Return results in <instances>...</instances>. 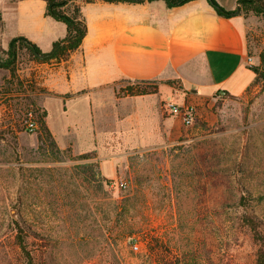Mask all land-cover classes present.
<instances>
[{
    "label": "rangeland",
    "instance_id": "obj_1",
    "mask_svg": "<svg viewBox=\"0 0 264 264\" xmlns=\"http://www.w3.org/2000/svg\"><path fill=\"white\" fill-rule=\"evenodd\" d=\"M240 14L249 51L257 55L264 16ZM34 65L23 52L18 73ZM3 74L0 264H24L18 227L47 264H254L257 244L240 221L245 209L236 204L246 196L264 219L260 83L240 97L196 100L179 85L131 96L130 86L157 85L123 82L116 91L117 117L102 109L88 139L83 123L65 117L42 86L33 81L25 87ZM169 102L193 106L194 123L187 126L169 113ZM49 108L57 133L55 138L50 131L51 139L40 124L44 112L49 128ZM28 117L38 123L35 133L24 126Z\"/></svg>",
    "mask_w": 264,
    "mask_h": 264
},
{
    "label": "crops",
    "instance_id": "obj_2",
    "mask_svg": "<svg viewBox=\"0 0 264 264\" xmlns=\"http://www.w3.org/2000/svg\"><path fill=\"white\" fill-rule=\"evenodd\" d=\"M216 2L226 11L238 7L237 0ZM78 3L87 24L80 48L61 63H34L26 74L17 73L23 86L34 81L62 104L57 109L65 117L83 123L88 139L102 109L117 117L116 91L123 82H153L156 92L150 95L179 85L198 100L225 93L243 96L255 80L251 66L259 65V53L250 54L241 14L220 15L208 0L176 6L164 0ZM66 35V25L46 15L44 0H0L4 51L13 38L23 36L47 53ZM0 70L10 78L9 71ZM50 112L49 130L57 138Z\"/></svg>",
    "mask_w": 264,
    "mask_h": 264
},
{
    "label": "trees",
    "instance_id": "obj_3",
    "mask_svg": "<svg viewBox=\"0 0 264 264\" xmlns=\"http://www.w3.org/2000/svg\"><path fill=\"white\" fill-rule=\"evenodd\" d=\"M46 2V15L53 19L63 22L67 27V35L63 39H59L53 43L52 49L45 53L35 43L29 41L23 36L13 38L7 51H4L0 47V69L9 71L11 79H19L17 60L20 55L25 52L31 58V62L34 63H48L57 64L62 61H66L71 54L78 50L87 35V24L85 17L82 13L81 4L78 2H92L94 0H44ZM108 2H144L145 0H104ZM154 1V0H148ZM168 6L182 5L190 0H164ZM209 3L215 8V10L225 17H230L235 14V11H226L223 9L216 0H208ZM239 11L249 12L252 11L257 15L264 16V0H237ZM251 54V53H250ZM260 63L258 66H251V69L255 72L256 77L254 82L248 88V90L259 84L261 89L264 90V46L259 52ZM9 83V81H8ZM21 84V83H20ZM129 95H144L152 94L156 92V87L153 89L136 88L130 86L127 89ZM225 95L231 96L228 93ZM44 112L40 115V124L43 135L47 138H53L49 128L43 120ZM237 208L245 209L241 215L240 221L248 228L254 241L257 244V250L255 254L254 264H264V219H261L252 210L254 207L249 204V199L241 195L237 204ZM249 209V211H246ZM19 234L17 235V244L23 254L24 264H47L46 261L38 259L36 255L28 248L26 243V237H24L23 229L18 227Z\"/></svg>",
    "mask_w": 264,
    "mask_h": 264
},
{
    "label": "built area",
    "instance_id": "obj_4",
    "mask_svg": "<svg viewBox=\"0 0 264 264\" xmlns=\"http://www.w3.org/2000/svg\"><path fill=\"white\" fill-rule=\"evenodd\" d=\"M248 63H252V57H249L247 59ZM166 110L173 114V115H179L183 121V123L187 126L192 125L195 120L196 111L193 106L190 105H179L176 103L169 102L166 104ZM24 126L27 131L31 133H35L38 130V123L32 118L28 117L24 120ZM121 186L124 187L125 184L121 183ZM133 249L137 250V245H133Z\"/></svg>",
    "mask_w": 264,
    "mask_h": 264
},
{
    "label": "water",
    "instance_id": "obj_5",
    "mask_svg": "<svg viewBox=\"0 0 264 264\" xmlns=\"http://www.w3.org/2000/svg\"><path fill=\"white\" fill-rule=\"evenodd\" d=\"M238 11H239V7H237V9H236V11L234 13H238Z\"/></svg>",
    "mask_w": 264,
    "mask_h": 264
}]
</instances>
